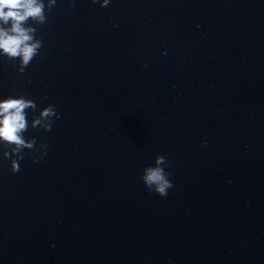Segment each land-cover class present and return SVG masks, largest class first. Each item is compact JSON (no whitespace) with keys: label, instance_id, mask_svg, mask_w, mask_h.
Instances as JSON below:
<instances>
[{"label":"water","instance_id":"obj_1","mask_svg":"<svg viewBox=\"0 0 264 264\" xmlns=\"http://www.w3.org/2000/svg\"><path fill=\"white\" fill-rule=\"evenodd\" d=\"M103 3L29 21L23 74L0 54V100H33L46 146L15 174L0 155V264H264V0Z\"/></svg>","mask_w":264,"mask_h":264},{"label":"clouds","instance_id":"obj_2","mask_svg":"<svg viewBox=\"0 0 264 264\" xmlns=\"http://www.w3.org/2000/svg\"><path fill=\"white\" fill-rule=\"evenodd\" d=\"M56 0L48 4L44 0H0V54H5L9 61H18L16 68L23 74L35 56L39 54L42 41L35 38L36 27L47 21V11L51 10ZM96 3V0H92ZM109 0H104L101 7H106ZM74 5H70L72 7ZM37 111V104L23 95L6 97L0 100V155L10 162V172L19 171V162L24 159L25 150L39 152V158H33V163H39L46 155V146L35 149V138L26 140L24 133L29 124L26 119L27 111ZM53 117L59 118L53 105H48L33 116L30 127L50 131ZM165 157L157 156L153 166L143 169L140 180L144 187L158 197H166L168 190L173 187L169 173L165 171Z\"/></svg>","mask_w":264,"mask_h":264}]
</instances>
